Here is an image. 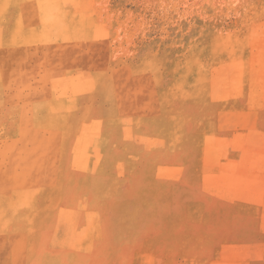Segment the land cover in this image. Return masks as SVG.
Segmentation results:
<instances>
[{"label": "rangeland", "instance_id": "1", "mask_svg": "<svg viewBox=\"0 0 264 264\" xmlns=\"http://www.w3.org/2000/svg\"><path fill=\"white\" fill-rule=\"evenodd\" d=\"M0 264H264V0H0Z\"/></svg>", "mask_w": 264, "mask_h": 264}, {"label": "bare ground", "instance_id": "2", "mask_svg": "<svg viewBox=\"0 0 264 264\" xmlns=\"http://www.w3.org/2000/svg\"><path fill=\"white\" fill-rule=\"evenodd\" d=\"M39 50H40V49H39ZM34 52H37V51L34 50ZM1 62H2V61H1ZM59 99H60V98H59ZM55 106H56V104H55ZM57 107H58V106H57ZM55 116H56V115H55ZM51 129H52V128H51ZM60 140H61V139H60ZM234 161H235V160H234ZM241 187H242V186H241Z\"/></svg>", "mask_w": 264, "mask_h": 264}]
</instances>
